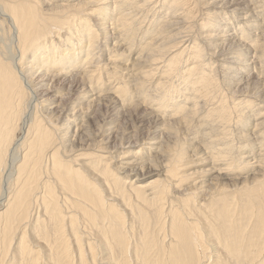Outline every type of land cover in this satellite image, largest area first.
I'll list each match as a JSON object with an SVG mask.
<instances>
[{
	"label": "bare ground",
	"instance_id": "obj_1",
	"mask_svg": "<svg viewBox=\"0 0 264 264\" xmlns=\"http://www.w3.org/2000/svg\"><path fill=\"white\" fill-rule=\"evenodd\" d=\"M247 69L264 72V0H0V264H264ZM142 103L155 129L122 142Z\"/></svg>",
	"mask_w": 264,
	"mask_h": 264
},
{
	"label": "rangeland",
	"instance_id": "obj_2",
	"mask_svg": "<svg viewBox=\"0 0 264 264\" xmlns=\"http://www.w3.org/2000/svg\"><path fill=\"white\" fill-rule=\"evenodd\" d=\"M151 14H149V16H147V17H151V15H152V12H150ZM146 14V13H145ZM145 16V15H144ZM143 18H141L140 19V21L142 20ZM150 19L151 18H149V19H144V20H146L145 22H144V24H143V27H146L147 25H146V23L147 22H149L150 21ZM146 25V26H145ZM100 38V37H99ZM100 41H99V48L96 50L97 51V55H98V51L100 50V49H102V47H103V50H104V46H105V48H106V46L108 47V46H110L112 43V41H110L109 39V41L110 42H108V41H106L105 43L106 44H103V45H100L101 43H102V41L104 40V39H102V38H100L99 39ZM241 41H243V39H241ZM245 42H248V41H245ZM107 43H109V45L107 44ZM221 46H223L222 44H219L217 47H221ZM217 50H218V48H216ZM223 49H227V46H225V47H223ZM219 50H220V48H219ZM222 50V49H221ZM221 52V51H220ZM251 54V53H250ZM217 55H220V53H218ZM131 55L129 56V58L131 59ZM187 58V56L183 59L184 61H185V59ZM255 59V58H254ZM187 60V59H186ZM207 61H205L204 63H206ZM255 62H257V61H255ZM188 63H190V61L188 62H186V63H184L186 66H188ZM102 64V63H101ZM183 64V62H182V65H184ZM157 66H160V68L158 69V70H154L155 72V75L156 76H154V78H152V80H151V82L154 84V83H157L159 80H160V78L159 77H161V76H159L163 71H161L160 73H159V71L161 70V65H162V63L161 62H159L158 61V64H156ZM156 65H153V68H154V66H156ZM108 66H112L110 63L108 64ZM191 66V65H190ZM163 68V67H162ZM184 70V69H183ZM158 71V72H157ZM244 72V73H242V72ZM240 71V73L244 76V80L246 79V77H247V75H249L248 77L250 78V79H248L247 81H249L247 84H244V85H242L240 88H238L239 90H241L242 89V87H246V88H243L241 91H237L238 93H242V95H252L253 97H252V99H255L254 98V96H256V98H258L259 96H261V98H263L264 99V90H262V89H264V81H263V83L262 82H258L257 80L258 79H260L261 80V78H258V75H260L261 77H262V80H264V72H262V73H257V70L256 69H253L252 71L251 70H241ZM246 75V76H245ZM256 75V76H255ZM217 77H219V74L217 73V75H216ZM103 79H104V84L107 82V81H105L106 80V78H105V76L103 75ZM154 79V80H153ZM158 79V80H157ZM173 80H175V79H173ZM244 80H242L241 82H243ZM110 80H108V82H109ZM48 82H50V81H48ZM178 82V81H177ZM51 83V82H50ZM151 83V84H152ZM114 84H115V82H114ZM150 84V85H151ZM262 84V85H261ZM50 85V84H49ZM260 85V86H259ZM182 86V85H181ZM180 86V87H181ZM237 87V86H236ZM224 88H226V87H224ZM181 90H183V89H181ZM261 90V91H260ZM40 91H42V89H40L39 90V92ZM41 93V92H40ZM178 93H180V90L177 92V94ZM222 93H224V91H222ZM225 93H227V92H225ZM237 93V95H241V94H238ZM252 93V94H251ZM254 93V94H253ZM183 93H180L179 94V100L177 99V98H175L176 100H178V101H181V100H183L182 98H183V95H182ZM236 94V93H235ZM258 94V95H257ZM175 95H176V93H175ZM174 95V96H175ZM230 95V94H229ZM249 95V96H250ZM41 95H39V97H40ZM113 96H114V94H113ZM258 96V97H257ZM234 97V96H233ZM232 97V98H233ZM117 97H115V98H113L112 97V101H110V103L108 102V104H106V106L105 107H103L104 106V104H102V105H99V106H101L100 108L99 107H97V113L96 114H94L95 112L93 111V112H91L90 114L91 115H93L94 114V120L95 121H99L100 120V118L99 117H103V116H105L106 118H108L110 115H112V113H111V108H112V105L113 106H115V104H116V99ZM116 99V100H115ZM205 99V98H204ZM203 98L201 99V100H204ZM207 99V98H206ZM259 99V98H258ZM215 100H217V98H215L212 102L213 103H215V104H213L211 101H210V103H208V105H209V107H211L212 105L211 104H213V106L215 107L216 106V104H218V103H216V101ZM140 101H142L141 99H140ZM206 101V100H205ZM55 103H57V102H55ZM115 103V104H114ZM144 103V102H143ZM141 104L140 106H136V107H134L133 108V104H132V106H131V104L130 105H128V106H126L125 108H124V111L127 113H125L124 111H123V114H122V118H120V120L118 121V123H116V129L119 127V124L120 123H122V120L123 119H125V121H124V123L122 124V125H120V127L117 129V137L118 138H120L121 139V137L123 138V141L122 142H124L125 140H127V138H128V135H132V133H137V134H135V136H137L138 138H140V139H143V138H145L146 137V133L148 132V131H151V130H154L155 129V126L152 124V122H150L151 120L149 119V117H151V114L150 113H152L150 110H151V106H148V105H146L145 104V108L143 107L144 106V104ZM206 104H207V102L205 103V105H203V107H205L206 108ZM108 105V106H107ZM129 107V108H128ZM143 107V108H142ZM148 107V108H147ZM132 108V109H131ZM100 109V110H99ZM128 109V110H127ZM149 109V110H148ZM106 110V111H105ZM130 110V111H129ZM143 110V111H142ZM104 111V112H103ZM110 113V114H109ZM125 113V114H124ZM100 115V116H99ZM154 114L152 113V116H153ZM147 119H149L150 121H148V122H150V125H148L147 124ZM127 122V123H126ZM233 124H235V123H233ZM237 124V123H236ZM235 124V126H237ZM153 125V126H152ZM177 125V124H176ZM130 127V128H129ZM146 127V128H145ZM160 132H161V130H159ZM127 133V134H126ZM180 133H184V132H180ZM126 134V135H125ZM162 135L164 136V137H162L163 138V140L164 141H172V139H173V137H170V135H169V133L167 134V133H162ZM166 135V136H165ZM127 138H126V137ZM135 136H131V138L130 139H132L133 137H135ZM179 136L180 137H182L181 136V134H179ZM170 139H168V138ZM179 137V138H180ZM166 139H168V140H166ZM217 147V146H216ZM202 148L201 147H199V149H198V151H197V153L199 152V150H201ZM209 150V149H208ZM208 150H206V148H204V151L205 152H207ZM203 150H202V152H204ZM207 153H210V152H207ZM200 154H202L201 152H199V154H198V156H200ZM202 156V155H201ZM228 158V159H227ZM227 158H224L225 159V161H224V159L223 158H221V159H223V160H219L218 161V165H217V167L218 166H220V168H222L223 167V165H225L224 163H226L227 161H226V159L227 160H229L230 158L229 157H227ZM223 162V164H222V162ZM230 161V160H229ZM221 162V163H220ZM228 163V162H227ZM208 166V167H207ZM209 166H211V163H205V164H202L200 167L199 166H196V168L197 169H199V168H209ZM227 165H225L224 166V168L226 167ZM150 167L151 168H153V166H149V167H145V168H147V169H145L144 168V172L146 173V171H147V173L151 170L150 169ZM196 168H191L192 169V171L193 170H196ZM215 169H217L216 167H214ZM223 168V169H224ZM243 168V167H242ZM218 169H219V167H218ZM226 169V168H225ZM224 169V170H225ZM241 169V168H240ZM233 170H235V169H233ZM215 173H212V175H210V177L211 176H213ZM154 176V177H153ZM153 176H149V177H147V179H154V178H156L157 177V174L156 175H153ZM192 181V180H191ZM190 181V182H191ZM188 183V182H187ZM186 181L184 182V184H182V186H186ZM213 188H211V190H212ZM211 190H210V192H211ZM212 191H214V189L212 190ZM212 193V192H211Z\"/></svg>",
	"mask_w": 264,
	"mask_h": 264
}]
</instances>
